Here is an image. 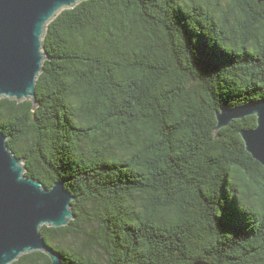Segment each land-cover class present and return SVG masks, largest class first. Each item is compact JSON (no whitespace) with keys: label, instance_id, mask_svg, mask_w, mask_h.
<instances>
[{"label":"trees","instance_id":"obj_1","mask_svg":"<svg viewBox=\"0 0 264 264\" xmlns=\"http://www.w3.org/2000/svg\"><path fill=\"white\" fill-rule=\"evenodd\" d=\"M43 44L36 104L0 98V129L27 176L74 196L41 229L64 262L264 264L256 116L216 131L223 107L264 101V1L84 0Z\"/></svg>","mask_w":264,"mask_h":264},{"label":"water","instance_id":"obj_2","mask_svg":"<svg viewBox=\"0 0 264 264\" xmlns=\"http://www.w3.org/2000/svg\"><path fill=\"white\" fill-rule=\"evenodd\" d=\"M81 1L0 0V98L32 99L36 104V82L48 58L43 44L47 26L62 10ZM248 116H256L257 125L243 129L241 136L248 153L264 167V101L223 107L216 114V131ZM25 172L24 160L10 149L0 129V264H12L38 251L48 255L52 264H68L41 229L67 226L74 218V196L63 180L48 188Z\"/></svg>","mask_w":264,"mask_h":264}]
</instances>
